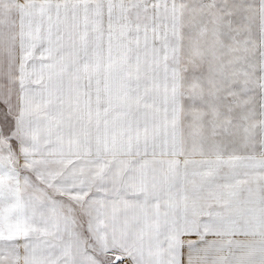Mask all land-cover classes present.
Instances as JSON below:
<instances>
[{"label":"snow or ice","instance_id":"snow-or-ice-1","mask_svg":"<svg viewBox=\"0 0 264 264\" xmlns=\"http://www.w3.org/2000/svg\"><path fill=\"white\" fill-rule=\"evenodd\" d=\"M0 264H264V0H0Z\"/></svg>","mask_w":264,"mask_h":264}]
</instances>
